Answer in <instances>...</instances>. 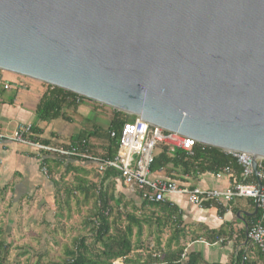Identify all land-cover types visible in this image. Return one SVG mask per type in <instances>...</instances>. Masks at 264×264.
I'll return each instance as SVG.
<instances>
[{
    "label": "water",
    "instance_id": "obj_1",
    "mask_svg": "<svg viewBox=\"0 0 264 264\" xmlns=\"http://www.w3.org/2000/svg\"><path fill=\"white\" fill-rule=\"evenodd\" d=\"M0 71L264 160V0H0Z\"/></svg>",
    "mask_w": 264,
    "mask_h": 264
},
{
    "label": "crops",
    "instance_id": "obj_2",
    "mask_svg": "<svg viewBox=\"0 0 264 264\" xmlns=\"http://www.w3.org/2000/svg\"><path fill=\"white\" fill-rule=\"evenodd\" d=\"M29 82L32 81L17 78V84L3 83L0 75L2 134L10 135L18 125L31 124L38 130L33 138L34 141L39 143L44 141L51 146L68 147L71 138L80 132L91 131L94 127L101 129L108 127L112 115V111H109L111 109H105L102 105L84 99L76 103V97L69 96L64 97L65 102L59 117L45 122L38 121L36 108L43 93L47 91V86L34 81V83ZM5 86L8 88L5 89ZM72 101L74 105L70 106L68 102ZM103 108L108 117L105 128L96 122V113ZM89 144L92 147L91 154H102L104 145L100 139H91ZM46 156L48 155H42L28 146L12 142L0 144V196L6 200L10 215L14 212L20 213V207H31V212H34L35 207L46 209L51 205V210L55 212L57 218L62 217L60 212L69 216L72 200L75 202V213L77 208L82 209L90 203L84 199L85 189L90 188L91 185L96 187L95 194L102 187L108 194H112L114 199L138 200L137 195L131 193L117 177L103 180L105 174H100L91 163H80L70 159L56 161L55 157L48 156L44 166L47 170L45 177L41 173L43 166L41 160ZM152 177L161 179L163 176L158 173ZM236 178L234 173L219 179L214 178L212 174H200L193 180L190 179L189 185L202 190L223 191L230 187ZM253 178L254 180L249 178L245 182L253 183L256 181L254 176ZM56 189L59 190L60 202L55 198ZM66 195L69 196V201L64 203ZM168 201L180 211L182 227L186 232L184 240L180 242L184 248L183 254L198 255L203 264H231L236 251L239 248H247L246 231L259 217L254 201L249 198H236L220 209L215 206L197 209L189 205L182 196L170 197ZM14 207H17L16 211L13 210ZM47 211L46 209V213ZM218 231L223 232L224 235L219 239L226 240L225 242L218 243L217 239L210 241V233ZM251 255L254 264H258L259 261L253 254Z\"/></svg>",
    "mask_w": 264,
    "mask_h": 264
},
{
    "label": "trees",
    "instance_id": "obj_3",
    "mask_svg": "<svg viewBox=\"0 0 264 264\" xmlns=\"http://www.w3.org/2000/svg\"><path fill=\"white\" fill-rule=\"evenodd\" d=\"M77 97L69 92L47 86L36 108V119L41 122L53 120L60 116L65 99L64 97ZM73 106V101L68 102ZM134 117L126 116L123 113L112 111L109 125L106 129L94 127L91 131H83L71 138L69 146L79 147L84 141L87 154L102 159H112L117 152L118 137L122 125L133 120ZM37 128L32 126L31 139L37 134ZM115 133V138H110V134ZM91 139H100L103 142L102 154L94 155L89 144ZM34 140V139H33ZM47 145V142L41 141ZM48 156L43 157L41 165L45 166ZM76 162H86L79 158H67ZM62 159L56 158V161ZM66 160V159H63ZM223 168H230L232 174L236 175L233 183L243 182L240 178L241 169L236 161L228 153L218 149L196 145L192 149V156H187L180 150L171 152L165 145H159L155 150L153 162L150 166V174H162L163 180L176 183L179 187L193 188L189 185V180L196 178L200 174H214ZM103 180L110 177L116 178L118 174L112 170H106ZM254 180L253 176L251 177ZM232 183V184H233ZM246 183V182H245ZM95 186L85 189V201H91L90 212L87 219L82 224V229L86 235L73 240L72 246L66 249V259L60 263L48 262L47 264H111L117 260H123V264H203L198 255L193 253L185 254L183 260L181 256L184 248L181 241L185 238V230L182 227L180 211L169 202L149 204L139 199L141 210L146 214L137 216V208L132 206L131 211H127L132 201L124 199H114L112 194H108L100 187V191L95 194ZM59 190H55L58 198ZM68 193V192H67ZM66 193V194H67ZM69 201L66 195L64 203ZM124 202V203H123ZM135 204V203H134ZM208 208V206L206 207ZM147 228V235L152 239V247L149 243L141 240L144 228ZM168 232L169 238L162 244V236ZM223 232L210 233V241L219 240ZM134 238V243L132 239ZM247 248H239L231 264H239L243 256L247 257L246 264H254L251 254L262 264L264 255L255 247L245 242ZM11 250V243L2 236L0 229V264H8V257ZM140 253V254H139ZM136 254V255H135ZM145 256L142 257L141 256ZM41 258L36 264L41 263Z\"/></svg>",
    "mask_w": 264,
    "mask_h": 264
},
{
    "label": "built area",
    "instance_id": "obj_4",
    "mask_svg": "<svg viewBox=\"0 0 264 264\" xmlns=\"http://www.w3.org/2000/svg\"><path fill=\"white\" fill-rule=\"evenodd\" d=\"M4 88L7 89L8 87L5 86ZM81 99V97L77 96L76 103H79ZM31 136L32 125L21 124L10 135H4L0 132V144L12 142L28 146L42 155L52 156L57 159L79 158L93 164L100 174L105 173L106 170H112L118 174L117 178L122 181L123 185L131 193L137 194L140 200L149 204L169 202L168 199L170 197L182 196L189 205L197 209H204L207 206L208 208L215 206L220 209L236 198L252 199L259 211V217L247 229L245 241L264 255V160L257 161V174L254 176L251 167V156L241 153H230L241 169L240 177L243 182L233 183L223 191L202 190L199 188L179 187L174 182L153 178L150 174L154 151L159 145H165L171 152L180 150L187 156H192L193 147L198 145L196 141L158 127L149 126L136 117L122 125L118 137L117 152L112 159H102L87 154L84 149L86 146L84 141L81 142L79 147L51 146L36 142L31 139ZM115 137V133L110 134V138ZM41 173L47 177V170L44 166L41 167ZM231 174L230 168H223L219 172L212 174V176L219 179L222 176H231ZM252 176L255 177L256 181L245 183ZM170 204L173 205L172 203ZM225 241L219 239L218 243ZM181 258L184 260L185 255L183 254ZM246 263L247 257L243 256L239 264ZM111 264H123V260H117Z\"/></svg>",
    "mask_w": 264,
    "mask_h": 264
},
{
    "label": "rangeland",
    "instance_id": "obj_5",
    "mask_svg": "<svg viewBox=\"0 0 264 264\" xmlns=\"http://www.w3.org/2000/svg\"><path fill=\"white\" fill-rule=\"evenodd\" d=\"M0 75L3 83L10 82L11 84H17V78H21L1 71ZM12 89L14 90V87ZM104 108L109 110L105 106ZM104 108L102 111L100 110L96 113V122L103 128L108 124V117ZM71 203V215H67L69 218H67L64 212H60L62 217L57 218L54 215L55 212L51 210V205L46 208L48 210L47 213L44 207L41 209L35 207L33 208L34 212H31V207H20V213L14 212L10 215V208L6 207V200L0 196V229L2 230V236L6 238L8 243H11L8 264H36L39 258H41L40 260L43 264H47L48 262L60 263L66 259V249L72 246L73 240L87 234L82 229V224L87 219L92 205L90 201L87 207H83L82 209L77 208V212L75 213V202L72 200ZM132 206L137 208V216L143 213L146 214L145 210L140 209L139 201H132L130 206L127 207V211H131ZM16 209L17 207L13 208L15 211ZM146 229L145 227L143 230L141 241L144 244L149 243L151 248L153 245L152 239L148 237ZM164 235V237L162 236V244L169 238L168 232ZM132 243H134V238L132 239ZM258 264L262 263L259 262Z\"/></svg>",
    "mask_w": 264,
    "mask_h": 264
}]
</instances>
